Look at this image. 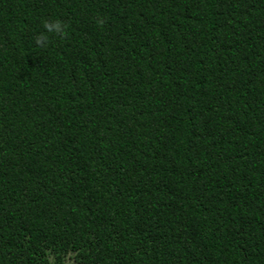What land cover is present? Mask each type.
<instances>
[{"label": "trees", "instance_id": "trees-1", "mask_svg": "<svg viewBox=\"0 0 264 264\" xmlns=\"http://www.w3.org/2000/svg\"><path fill=\"white\" fill-rule=\"evenodd\" d=\"M0 264H264V0H0Z\"/></svg>", "mask_w": 264, "mask_h": 264}, {"label": "clouds", "instance_id": "clouds-1", "mask_svg": "<svg viewBox=\"0 0 264 264\" xmlns=\"http://www.w3.org/2000/svg\"><path fill=\"white\" fill-rule=\"evenodd\" d=\"M67 25L60 20L42 21V31L34 36V42L37 46L46 47L50 37L55 36L63 38L66 35Z\"/></svg>", "mask_w": 264, "mask_h": 264}]
</instances>
